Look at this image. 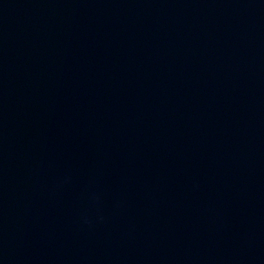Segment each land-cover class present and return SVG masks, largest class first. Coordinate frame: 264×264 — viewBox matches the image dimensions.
Returning <instances> with one entry per match:
<instances>
[{"label": "water", "instance_id": "1", "mask_svg": "<svg viewBox=\"0 0 264 264\" xmlns=\"http://www.w3.org/2000/svg\"><path fill=\"white\" fill-rule=\"evenodd\" d=\"M0 264H264V0H0Z\"/></svg>", "mask_w": 264, "mask_h": 264}]
</instances>
